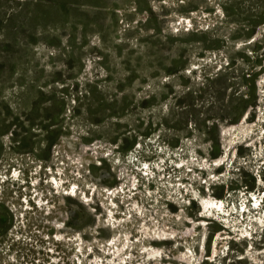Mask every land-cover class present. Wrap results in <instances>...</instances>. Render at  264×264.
<instances>
[{"label": "rangeland", "instance_id": "1", "mask_svg": "<svg viewBox=\"0 0 264 264\" xmlns=\"http://www.w3.org/2000/svg\"><path fill=\"white\" fill-rule=\"evenodd\" d=\"M261 110L264 0H0V176L25 179L0 180V264H156L139 255L147 228L163 264H181L190 218L229 248L201 264H264V116L253 144L211 163L222 128ZM193 190L225 200L231 227L198 217ZM246 193L261 211L246 199L252 214L239 212ZM62 201L83 253L46 225Z\"/></svg>", "mask_w": 264, "mask_h": 264}, {"label": "bare ground", "instance_id": "2", "mask_svg": "<svg viewBox=\"0 0 264 264\" xmlns=\"http://www.w3.org/2000/svg\"><path fill=\"white\" fill-rule=\"evenodd\" d=\"M178 20L180 21L181 24L187 23V27H192V19L179 18ZM248 115H249L248 113L244 114V116L241 118L242 120L238 124L232 125L230 127L222 128L223 135H229V138L225 142L223 155L220 158L213 160L211 162L212 166H215L216 168H218V167L221 168L222 166H224L225 161H226L225 159H226V157L229 156L230 149L233 148L234 145H240V144L242 145L243 143H247V145L250 146L251 144L254 143L253 139H251L249 141L247 138L249 136V133L251 131H253V129L255 127L259 126L260 122L263 119L264 114L261 110L259 115H258V121L254 122V123H249L247 121ZM57 151L58 150L56 149L55 153H54L55 155H56ZM232 157H236V153H234V155ZM85 161H86L85 158L79 159L77 162V166L79 168H81L84 165ZM203 166H205V167L209 166V162H203ZM10 178L13 182H16V181L17 182H25V179H21L20 172H18L15 169V170L11 171L10 175H8L6 177L0 176L1 183L2 184L6 183V181L9 182ZM33 186L36 187L35 181H33ZM87 188L89 190L92 189L90 184L87 185ZM2 189H3V187H0V195L3 194ZM192 192H193L192 195L196 199L197 198L199 199V204H197V205H198L199 210H200L199 211L200 215H198V217L204 218L205 220H207V219H210L216 215V217L220 221L224 222V224L226 225V228L231 227L230 217L234 212L229 209V206L225 200L216 199L212 196H203L197 190L196 191L193 190ZM114 193H116V191H112V194H114ZM246 194H247V197H245ZM246 194H244L245 196L242 195V197L244 196V199L242 200V210L238 209L239 212L242 211V213H243V211H245L248 208V206H246V201L248 199H252L254 201V204H253L254 208H257V210L261 211V209H260L261 205H260L259 199L255 195V193H250V195H248L249 193H246ZM38 204L41 206V208H43L44 204L41 200L38 201ZM26 205H27L26 207L24 206L25 211L32 210V205L29 204V202ZM62 206H63V201L60 203H55L53 205H48V212H53V215H52L53 219L52 220L49 219V221L46 222V225L53 224L54 227L56 228V230H57L56 237H55L56 241H61V242H65V243L74 242V244H77V249H79L78 250L79 254L83 253V246L85 245V243L80 236L81 234H77V233L76 234H67L64 232L65 227H66V215L63 212ZM15 210H16V207H15ZM235 210H237V209H235ZM247 210H249V209H247ZM23 214H24V212H23ZM248 214H249V216L252 214L250 210L248 211ZM243 215H245V214L243 213ZM263 215H264V213H263ZM25 216H22V214L20 216H17V222H16V225L14 226V228L12 230V233H15L19 229L21 230V229L27 228V222H26ZM190 221L193 223V229L189 230L186 233L183 232L181 234V237L186 242V251L181 253L178 257V260H180L181 264H201V263H204L205 261L214 262L219 258V255H221V254L228 255L229 254V248H227V247L219 248L218 247L219 242H221L220 240H221V237L223 236V233H218L217 235L215 234L214 236H208L206 229H205V226L207 225L206 222H202L201 224H198L195 220H193L191 218H190ZM198 225L204 226V229H203L204 232H202L200 235H197L195 233V230H194V228ZM257 225H259V227H262V226L264 227V217L262 215L258 218V224ZM101 226H102V223L99 220L97 227H101ZM233 226L234 225H232V227ZM239 226H244V225H239ZM94 229H95V227L92 229V232H95ZM153 232L154 231H152L150 228H147L146 231L143 233V235H144L143 242L145 245H143L142 248H140L141 252H139L140 254L139 253L138 254L142 256L144 261L148 260V262H150V263L155 262L156 264H163V262L167 258L165 252L162 249L147 245V240L150 237V235H153ZM162 232L163 233H159V234L162 235V237H164V238L166 237L167 240H168L167 237L172 238L175 235L174 231H162ZM247 232H248V230L247 229L245 230V228L243 227L242 237ZM191 241H194V242H191ZM95 244H100V242L98 240H96ZM86 245L90 246L88 243H86ZM88 246H85V247L88 248ZM118 247H120V246H118ZM125 247H126V245L123 247L122 250H124ZM50 250L51 251H49L48 253L52 254L54 256L56 254V251L54 249L53 250L50 249ZM120 250L121 249H117L116 253H118ZM84 251H86V249ZM116 253H115V255H117ZM78 258L80 259L81 257H78ZM52 259H53L52 260L53 263H51V264H57L59 262L58 259L55 257H52ZM122 260H125L124 256L117 258L115 260V262H116L115 264H120L122 262Z\"/></svg>", "mask_w": 264, "mask_h": 264}]
</instances>
